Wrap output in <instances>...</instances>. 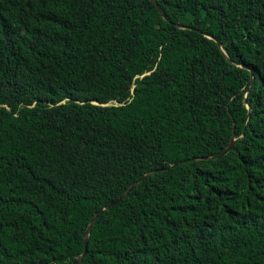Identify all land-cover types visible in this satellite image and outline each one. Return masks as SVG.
<instances>
[{
	"label": "trees",
	"instance_id": "trees-1",
	"mask_svg": "<svg viewBox=\"0 0 264 264\" xmlns=\"http://www.w3.org/2000/svg\"><path fill=\"white\" fill-rule=\"evenodd\" d=\"M85 237L78 264H264V0H0V264Z\"/></svg>",
	"mask_w": 264,
	"mask_h": 264
},
{
	"label": "water",
	"instance_id": "water-1",
	"mask_svg": "<svg viewBox=\"0 0 264 264\" xmlns=\"http://www.w3.org/2000/svg\"><path fill=\"white\" fill-rule=\"evenodd\" d=\"M157 8L159 9V11L162 13L163 17L168 20L166 14L163 12V10L159 7V5L157 4ZM253 74V71H251V75ZM246 102V101H245ZM247 103V102H246ZM234 133L232 131V135H231V139H230V142L229 144L219 153V155H224L226 154L232 147L233 143H234ZM151 172H148L146 173L145 175H143L141 178H139L138 180H136L135 182H133L130 186L127 187V189L121 194L119 195L114 201H112L110 203V205H113L115 204L116 202H118L120 199H122L131 189L132 187H134L137 183H139L144 177H146L148 174H150ZM103 208H101L102 210ZM95 214L96 212L94 213L93 217L91 218L88 226H87V229L89 230L91 228V225L94 221V218H95ZM87 245H88V238L85 237L84 238V249L83 251L80 253V255L73 261L72 264H78V262L82 259V257L86 254L87 252Z\"/></svg>",
	"mask_w": 264,
	"mask_h": 264
}]
</instances>
